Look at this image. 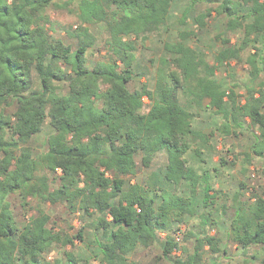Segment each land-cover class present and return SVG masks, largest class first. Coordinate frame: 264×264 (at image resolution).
Returning <instances> with one entry per match:
<instances>
[{
	"label": "trees",
	"instance_id": "16d2710c",
	"mask_svg": "<svg viewBox=\"0 0 264 264\" xmlns=\"http://www.w3.org/2000/svg\"><path fill=\"white\" fill-rule=\"evenodd\" d=\"M189 1L193 9L207 0ZM53 2L0 0V264H138L131 255L153 248L162 233L166 234L162 257L157 259L219 264L217 255H226L227 250L208 234L215 222L210 212L198 213L195 199L197 189L203 187L204 207L213 206L218 192L205 181L209 173L199 174L187 159H202L204 151L212 150L211 136L194 128V114L180 96L187 98L190 107L222 115L224 133L234 130L236 134L248 120L256 130L251 152L264 157V0H223L216 10L197 15L198 30L206 29L213 11L226 18L225 31L216 36L222 48L215 64L187 43L195 33L182 31L175 43L164 42L170 54L162 59L166 84L160 82V69L153 89L143 86L134 91L128 84L137 47L126 38L144 43L161 33L173 0H80L81 21L105 23L109 33L111 58L91 69L86 55L94 39L80 37L74 50L51 34L47 9ZM190 10L183 15L182 25ZM229 32L240 33L238 44L231 43ZM247 50L253 51L245 59L250 76L262 75L263 80L258 87H247L246 96H239L236 86L225 87L216 72L229 62H243ZM34 72L40 90L33 93ZM65 81L68 86L63 90L59 83ZM47 120L53 133L46 151L34 156L31 139L43 131ZM161 152L167 156L165 172L154 173L145 183H132L139 164L149 168ZM184 183L192 196L167 188ZM11 196H18L23 206L36 200L39 205L63 206L69 215L94 217L92 257H78L66 249H74L75 240H84V226L71 236L57 228L58 223L41 207L19 226ZM235 199L228 238L245 254L261 248L263 252L250 259L264 264V189L252 203ZM198 214L200 227L193 226L195 231L186 235V241L194 237L192 249L181 246L174 226ZM57 248L65 249L62 257L49 261L46 255ZM177 250L180 256L172 258Z\"/></svg>",
	"mask_w": 264,
	"mask_h": 264
},
{
	"label": "rangeland",
	"instance_id": "374dc122",
	"mask_svg": "<svg viewBox=\"0 0 264 264\" xmlns=\"http://www.w3.org/2000/svg\"><path fill=\"white\" fill-rule=\"evenodd\" d=\"M222 2L223 0H207L203 3H198L192 9L189 6V0H173L168 22L161 29V33L153 34L144 43L134 37L126 38L127 41L132 42L137 47L135 60L131 65L132 78L128 84L129 89L134 91L146 86L151 90L158 77L161 83L166 84L168 78L166 70L163 68L162 59L170 57V54L164 50V42L175 43L179 40V34L182 31H193L195 33V36L191 37L187 43L196 50L204 52L208 57L209 63L214 65V58L222 48V43L216 39V36L225 31L226 18L218 16L213 11L212 17L207 18L206 29L203 30H198L194 18L201 13H206L208 9L216 10ZM79 4L80 0H54L47 9L51 20L48 27L54 37L71 45L74 50L77 49L80 43V37L84 41L94 39V44L86 55V66L91 69L98 62H109L112 55L107 44L109 33L105 23H83L79 17ZM187 10H190V13L187 15L186 24L182 25L180 21ZM226 36L230 38L232 44L236 45L241 35L240 33L229 32ZM250 52L253 51L247 50L243 53V62H229L227 67L220 68L216 72L217 79L225 87L231 89L236 86L233 89L239 96H246L247 87H258L263 80L262 75L256 79L250 76V68L245 62ZM158 70L160 72L157 77ZM33 78L34 87L32 92L34 93L40 90V85L37 73L34 72ZM59 85L61 89L65 90L68 82L59 83ZM180 98L186 109L194 114V128L211 136L212 150L204 151L205 154L202 159L192 156H188L187 159L190 160L191 165L196 168L199 174L209 173V175L206 174L205 181L218 192L215 205H209V207H204L202 203L204 198L203 187H199L195 194L198 213L208 214L210 212L212 214L211 219L215 222L214 226L208 227V234L218 239L222 250H227L226 255L223 253L218 254L216 261L219 264H258L259 261L252 260L250 257L256 253L261 254L263 252L261 248H253L248 254H245L241 248L237 247V244L228 238L233 208L235 207V198L239 197L241 202L247 204L252 203L254 195H261L264 189V157H257L251 152L256 130L246 120L243 128L237 130L236 134L233 133L235 132L234 130L224 133L225 120L222 115L217 114L213 110L196 106L190 107L185 96L182 95ZM240 100L244 102L243 97ZM144 102V111H147L149 100L145 98ZM14 110L15 108H12L10 112ZM52 133V127L49 124V120H47L43 131L31 139L30 148L34 156L43 154L46 151L47 142ZM247 154L250 156L249 159L246 158ZM220 159L225 160L223 166L220 165ZM166 163V153L161 152L155 156L149 168H144L139 164V174L132 180V183H145L154 173L162 175L165 172ZM50 184L53 187V184ZM167 188L170 192H177L184 197L192 196L189 186L185 183L181 186H168ZM9 202L11 203L15 222L19 226L32 215H37L40 207L51 215L53 221L58 223L57 228L62 229L71 236L75 235L84 226V240H75V248L67 247L66 249L76 252L78 257L81 256L85 259L91 258L94 254L95 249L93 246H96L92 228L94 217L80 216L79 214L69 215L63 206L49 203L39 205L36 200H30L28 205L23 206L18 196H11ZM223 205L229 209L224 211ZM199 214L193 220H187L185 224L174 226V229L177 230L174 237L180 242L181 246L192 249L194 237L186 241V235L188 231L194 230V227H200L201 218ZM165 235V233L160 234V242L153 248L149 250L139 249L133 253L130 258L131 261L138 264H174L173 259H157L162 257V243L165 240ZM64 250L61 248L52 249L46 257L49 261L54 260V258L60 259ZM206 251H209L208 247H206ZM180 254L181 250H177L171 256L172 258H177Z\"/></svg>",
	"mask_w": 264,
	"mask_h": 264
}]
</instances>
